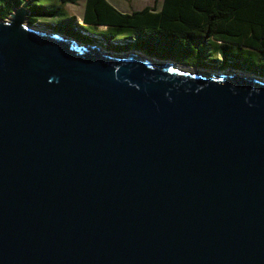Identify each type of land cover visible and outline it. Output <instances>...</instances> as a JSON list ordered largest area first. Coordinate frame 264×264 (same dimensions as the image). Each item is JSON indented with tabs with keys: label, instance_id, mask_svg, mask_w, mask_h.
Listing matches in <instances>:
<instances>
[{
	"label": "water",
	"instance_id": "water-1",
	"mask_svg": "<svg viewBox=\"0 0 264 264\" xmlns=\"http://www.w3.org/2000/svg\"><path fill=\"white\" fill-rule=\"evenodd\" d=\"M28 3L0 18V264H264V75L40 29Z\"/></svg>",
	"mask_w": 264,
	"mask_h": 264
},
{
	"label": "trees",
	"instance_id": "trees-1",
	"mask_svg": "<svg viewBox=\"0 0 264 264\" xmlns=\"http://www.w3.org/2000/svg\"><path fill=\"white\" fill-rule=\"evenodd\" d=\"M24 1L0 0V18H7L11 10ZM44 2L29 0L27 21L33 24L34 14L64 18L85 32L68 33L77 40L88 42L90 37L82 29L84 26L97 29L103 25L105 29L98 31L112 43L122 37L124 40L145 37L157 42L167 41L169 46H177L188 54L183 63L189 67L223 70L222 63L200 62L198 55L203 54L204 49L208 56H215L213 61L218 60L219 54L222 59L229 58L231 49H237L240 53L254 55L257 62L264 64V0H162L160 9H156L154 3L129 13L121 12L107 0H86L82 16L85 25L82 26L75 16L65 11V4H75L76 0ZM147 54L154 56L150 52Z\"/></svg>",
	"mask_w": 264,
	"mask_h": 264
},
{
	"label": "rangeland",
	"instance_id": "rangeland-1",
	"mask_svg": "<svg viewBox=\"0 0 264 264\" xmlns=\"http://www.w3.org/2000/svg\"><path fill=\"white\" fill-rule=\"evenodd\" d=\"M38 3L44 4V0H37ZM54 3H58L59 0H54ZM112 4L114 3L115 6H117L121 11H129L133 8H141V3L148 2L147 0H118L119 2H116L115 0H109ZM159 2V0H157ZM157 2V3H158ZM49 4V2H47ZM159 4V3H158ZM85 8V0H78L77 4H70L67 3L66 5V11L67 14L80 16ZM35 22L33 25H35L37 28L40 29H46L52 32H55L56 29L58 30H64L67 32H72L74 34L76 33H82L85 32L80 31L77 29L74 25H71L69 23V20H65L61 17H52V15H33ZM79 24L82 23L79 22ZM82 29L86 30V34L90 37L89 40L96 41V42H102L104 45L109 47H115L120 49H131V48H137L140 50L148 51V52H154L157 54H164L165 56L171 58L172 60L178 61V62H185L188 58V54L183 53L178 47H171L167 44V41H160L157 42L154 39H147V38H132V39H126L122 37L121 40H116L113 43L111 40H108L106 38H103L102 33H100V29H96L95 27H89L87 28L84 26ZM77 35V34H76ZM74 38V37H73ZM107 41V42H105ZM119 44V45H118ZM116 45V46H113ZM199 60L201 63H208L211 62V64L219 65L222 63L223 69H232V68H239V69H253L259 72L260 74L264 75V64L259 63L256 61V57L254 55H247L244 53H240L237 49H231L229 58L222 59V56L219 54L218 60L213 61L212 59H215L214 57L208 56L206 54V50L204 49L203 54L198 55ZM222 60H224L222 62ZM218 63V64H217ZM217 67H212V69H215Z\"/></svg>",
	"mask_w": 264,
	"mask_h": 264
},
{
	"label": "crops",
	"instance_id": "crops-1",
	"mask_svg": "<svg viewBox=\"0 0 264 264\" xmlns=\"http://www.w3.org/2000/svg\"><path fill=\"white\" fill-rule=\"evenodd\" d=\"M111 5H113L115 8H117V9H119L117 6H115L114 5V3L112 4L109 0H107ZM116 2H119L118 0H115ZM130 1V0H129ZM148 2H146V3H141L142 5H141V8L140 9H138V8H133V6H132V9L131 10H129V11H121V12H127V13H129V12H132V11H135V10H138V11H140V10H142L144 7H146V6H153V4L155 3V7H156V9H160L161 8V5H162V0H159V2L157 1V0H147ZM77 2H78V0H76V3L75 4H77ZM159 4H158V3ZM68 3H70V2H68ZM85 3H86V0H85ZM70 4H72V3H70ZM66 5H67V3L65 4V9H66ZM67 10V9H66ZM65 10V11H66ZM119 10H121V9H119ZM84 11H85V8H84ZM66 13H67V11H66ZM70 15V14H69ZM70 16H75V15H70ZM82 16H83V12H82V14L80 15V16H75L76 17V19L78 20V22H80V23H82L83 25H85L84 24V22L82 21ZM97 29H105V27L102 25V26H100L99 28H97Z\"/></svg>",
	"mask_w": 264,
	"mask_h": 264
}]
</instances>
